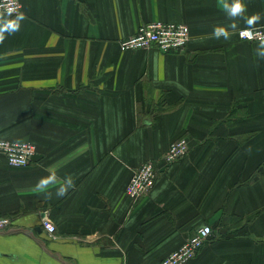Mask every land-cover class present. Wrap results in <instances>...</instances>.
<instances>
[{
  "label": "crops",
  "instance_id": "0c3cea01",
  "mask_svg": "<svg viewBox=\"0 0 264 264\" xmlns=\"http://www.w3.org/2000/svg\"><path fill=\"white\" fill-rule=\"evenodd\" d=\"M21 3L20 30L0 44V139L37 151L19 167L0 154L12 219L0 264H162L205 225L188 264H264V60L238 36L243 20L225 41L211 35L230 23L221 0ZM244 3L264 17V0ZM154 20L187 24L185 48L121 47ZM182 136L188 154L163 161ZM148 159L155 186L134 200L126 187ZM53 170L74 187L46 199L34 186Z\"/></svg>",
  "mask_w": 264,
  "mask_h": 264
},
{
  "label": "built area",
  "instance_id": "2783aa9c",
  "mask_svg": "<svg viewBox=\"0 0 264 264\" xmlns=\"http://www.w3.org/2000/svg\"><path fill=\"white\" fill-rule=\"evenodd\" d=\"M8 9H12V16L19 15L22 11L21 0H0V12L6 14ZM244 28L238 30V36L243 40L257 41L260 35H264V24L256 26L257 39L241 35L240 30ZM189 40L190 27L187 24L154 20L141 24L134 34L122 39L120 45L124 49L157 46L160 50L168 52L182 50ZM189 149V140L186 137H179L170 143L162 160L166 163L174 162L188 154ZM36 151V145L32 142L0 139V154L4 155L12 166H28ZM156 166L157 160L148 159L135 169L126 187L131 198L137 200L151 192L157 179ZM11 225L10 217L0 215V232ZM42 225L50 236H55L56 225L49 216L42 218ZM203 228H209L211 231L202 233ZM212 233L213 230L209 226L198 228L179 248L164 258L162 264H188L210 239Z\"/></svg>",
  "mask_w": 264,
  "mask_h": 264
},
{
  "label": "clouds",
  "instance_id": "9594fccd",
  "mask_svg": "<svg viewBox=\"0 0 264 264\" xmlns=\"http://www.w3.org/2000/svg\"><path fill=\"white\" fill-rule=\"evenodd\" d=\"M221 9L226 14L229 24L217 25L213 28L212 38L219 40L223 38L225 41L229 40L233 33L238 30V22L243 20L246 27L240 30L241 35H244L250 39H257L256 26L261 22L264 17L261 13H253L247 15L248 8L244 3V0H221ZM12 17V9H8L7 13L0 12V44H2L7 36L14 35L20 30L21 22L25 19V16L21 13ZM254 55L260 60H264V35H260L257 39V46L254 49ZM74 187L73 179L68 176L63 179L58 177L57 173L53 170L45 177L40 178L34 190L37 193L43 194L46 199H51L53 196L51 188H55V196L57 198L64 197L69 189ZM209 228H203L202 233H209Z\"/></svg>",
  "mask_w": 264,
  "mask_h": 264
},
{
  "label": "rangeland",
  "instance_id": "374dc122",
  "mask_svg": "<svg viewBox=\"0 0 264 264\" xmlns=\"http://www.w3.org/2000/svg\"><path fill=\"white\" fill-rule=\"evenodd\" d=\"M182 137H186L188 140H189V138L187 137V136H182ZM189 146H190V140H189ZM210 227V226H209Z\"/></svg>",
  "mask_w": 264,
  "mask_h": 264
}]
</instances>
